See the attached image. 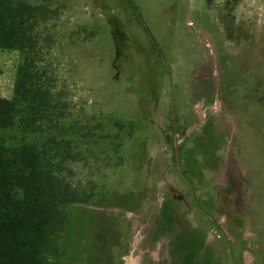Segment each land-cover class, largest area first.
<instances>
[{"label": "rangeland", "instance_id": "374dc122", "mask_svg": "<svg viewBox=\"0 0 264 264\" xmlns=\"http://www.w3.org/2000/svg\"><path fill=\"white\" fill-rule=\"evenodd\" d=\"M49 2L45 64L69 122L96 134L63 171L94 196L68 211L62 264H198L223 236L264 264V0ZM22 53L0 48L1 96Z\"/></svg>", "mask_w": 264, "mask_h": 264}, {"label": "trees", "instance_id": "16d2710c", "mask_svg": "<svg viewBox=\"0 0 264 264\" xmlns=\"http://www.w3.org/2000/svg\"><path fill=\"white\" fill-rule=\"evenodd\" d=\"M53 11L49 0H0V48L23 52L13 98L0 97V264H62L68 211L94 196L63 176L96 134L69 122L45 64L41 24Z\"/></svg>", "mask_w": 264, "mask_h": 264}, {"label": "crops", "instance_id": "0c3cea01", "mask_svg": "<svg viewBox=\"0 0 264 264\" xmlns=\"http://www.w3.org/2000/svg\"><path fill=\"white\" fill-rule=\"evenodd\" d=\"M4 88L1 86L0 87V92H2ZM14 96V95H13ZM0 97H6V96H1ZM8 98V97H6ZM11 99V98H9ZM135 162V160H134ZM149 170H142L140 173V177L143 178L142 176L145 177L149 176ZM134 178L136 176V173L133 174ZM198 198V196H197ZM196 199V195H195ZM174 205V201H168L164 205L162 217L165 219L164 221H167L166 223L174 222L175 216L172 213V208ZM175 206V205H174ZM202 209V208H201ZM202 213L204 214L203 217L197 222L198 227H205L209 223L214 222V215H208V212L206 209L203 208L201 210ZM173 218V219H172ZM211 219V220H210ZM170 221V222H169ZM264 224V221H263ZM226 232V231H225ZM227 234V232H226ZM230 236V235H229ZM185 238V239H184ZM183 242L181 244H184L186 247V251L182 252V255H187L189 257V254L191 253L195 257L198 256L197 252L198 251H191L193 250L190 245H189V238L184 236ZM232 238V239H231ZM226 237L223 236L220 239H218L217 242H215L213 247H207L205 248V252L201 254L199 253V259H198V264H244L242 261V249L245 246V241L242 239L240 236L236 237ZM260 257L263 258V263H264V235L261 238V243H260ZM191 251V252H190ZM195 252V253H194Z\"/></svg>", "mask_w": 264, "mask_h": 264}]
</instances>
